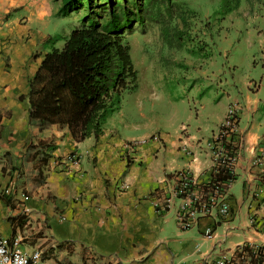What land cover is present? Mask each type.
Segmentation results:
<instances>
[{
  "label": "crops",
  "instance_id": "crops-1",
  "mask_svg": "<svg viewBox=\"0 0 264 264\" xmlns=\"http://www.w3.org/2000/svg\"><path fill=\"white\" fill-rule=\"evenodd\" d=\"M48 11L45 0H0V196L10 201L0 197V235L21 239L28 254L39 251L37 264H202L243 243L264 248V64L256 72L255 62L233 87L225 81L228 87L221 88L215 79L212 95L197 91V107L170 94L163 103H139L133 115L120 110L106 119L101 136L77 143L56 125H31L27 101L19 100L37 69L28 65L31 51L45 38L32 18L44 22ZM256 37L264 53V36ZM229 108L240 139L230 214L181 230L173 213L158 211L153 202L169 195L178 171L198 183L210 178L208 143ZM131 141L137 145L126 151ZM40 142L48 145V159L37 182L26 157L27 146ZM70 153L77 162L60 165ZM121 183L128 187L120 189Z\"/></svg>",
  "mask_w": 264,
  "mask_h": 264
},
{
  "label": "trees",
  "instance_id": "trees-1",
  "mask_svg": "<svg viewBox=\"0 0 264 264\" xmlns=\"http://www.w3.org/2000/svg\"><path fill=\"white\" fill-rule=\"evenodd\" d=\"M60 14H85L69 34L62 37L60 47H52L43 55L35 73L28 79L27 92L19 96L28 105V121L39 130L56 125L66 129L75 142L103 134L106 119L118 111L122 96L137 86V71L130 55L126 34L133 25L146 22L160 24V38L169 47H182L186 17L178 14L182 27L170 26L172 17L168 0H61ZM239 0H221L224 12L238 6ZM57 40L56 37H53ZM205 56V55H204ZM237 118L235 117V123ZM48 145L27 146L26 157L42 180L41 168L48 155ZM225 167L211 180H233ZM1 199L9 204V197ZM262 249V248H261Z\"/></svg>",
  "mask_w": 264,
  "mask_h": 264
},
{
  "label": "rangeland",
  "instance_id": "rangeland-1",
  "mask_svg": "<svg viewBox=\"0 0 264 264\" xmlns=\"http://www.w3.org/2000/svg\"><path fill=\"white\" fill-rule=\"evenodd\" d=\"M45 3L49 11L44 22L32 18L33 29L45 38L39 39L31 51L29 66L36 64L38 67L46 52L52 47H60L62 37L79 26V20L85 14V4L78 13L62 16L59 12L61 0H45ZM167 4L171 7L172 17L165 21L170 26L182 27L179 13L186 17L184 44L181 48L164 44L159 23L133 25L126 40L137 71V86L134 91L123 94L120 109L114 115L120 110L123 114L133 115L139 103H163L170 94L185 99L191 108L197 107L194 103L198 98L197 91L200 96H206L208 92L212 95L218 85V82L214 83L215 79L221 80V88L228 87L226 82L233 87V80L253 72L250 68L255 62L258 64L256 72H259L260 64H264V53L259 52L261 43L256 37V32L264 36V0H239L238 6L229 13L224 12L221 0H168ZM21 21L26 22V17ZM202 63H205V74L201 77L198 66ZM156 108L157 111L164 110L162 106Z\"/></svg>",
  "mask_w": 264,
  "mask_h": 264
},
{
  "label": "built area",
  "instance_id": "built-area-1",
  "mask_svg": "<svg viewBox=\"0 0 264 264\" xmlns=\"http://www.w3.org/2000/svg\"><path fill=\"white\" fill-rule=\"evenodd\" d=\"M235 117V110L229 108L215 136L208 143L213 163L212 174H217L225 167L229 174L233 175V165L240 145V139L236 138ZM152 138L158 137L153 135ZM136 145L135 141L128 142L125 149L131 151ZM76 162L77 156L70 153L59 164L65 166ZM171 179L169 195L159 197L153 204L160 212H172L181 230L195 227L201 218L209 217L217 221L229 216L227 198L233 180H211L210 176L206 182L198 183L184 170L174 173ZM118 187L126 189L128 186L121 183ZM261 207L264 210V200L261 201ZM211 233L212 231H208L207 237H211ZM9 240L0 235V264H37L39 251L34 250L28 254L20 247L21 239L15 237ZM261 248L258 245L243 243L232 254L220 253L202 264H264V248Z\"/></svg>",
  "mask_w": 264,
  "mask_h": 264
}]
</instances>
